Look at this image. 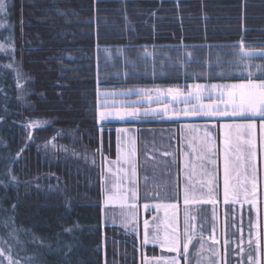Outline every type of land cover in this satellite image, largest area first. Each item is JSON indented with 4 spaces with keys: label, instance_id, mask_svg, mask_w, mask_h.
I'll use <instances>...</instances> for the list:
<instances>
[{
    "label": "trees",
    "instance_id": "16d2710c",
    "mask_svg": "<svg viewBox=\"0 0 264 264\" xmlns=\"http://www.w3.org/2000/svg\"><path fill=\"white\" fill-rule=\"evenodd\" d=\"M0 2V235L25 260L12 264H142L157 250L102 221L119 123L99 121L101 94L247 83L264 58L240 49L264 50V0Z\"/></svg>",
    "mask_w": 264,
    "mask_h": 264
},
{
    "label": "crops",
    "instance_id": "0c3cea01",
    "mask_svg": "<svg viewBox=\"0 0 264 264\" xmlns=\"http://www.w3.org/2000/svg\"><path fill=\"white\" fill-rule=\"evenodd\" d=\"M263 122L252 121L258 126ZM182 125L188 131L193 124ZM171 138L175 142L170 152L176 167L174 181L147 187L144 193L142 185L136 182L135 195L130 194L129 199L122 197L120 203L114 205L123 206L125 216H131L133 221L107 226H119L136 233L141 228L145 248H158L171 257L178 254L168 250L165 236L169 240L177 236L181 244L190 236L187 258L181 247L179 264H196L197 260L200 264H264V152L260 138L255 140L254 149L248 154L254 167L247 174L252 176L250 181L231 180L227 200L222 184L225 165L221 135L199 136V144H194L193 137L187 134ZM239 156L229 153L230 160ZM231 174L240 175L239 169ZM185 189L189 193L188 203L184 200ZM103 191L104 201L105 188ZM143 203L147 207L141 206ZM148 257L145 254L144 264L156 262V257Z\"/></svg>",
    "mask_w": 264,
    "mask_h": 264
},
{
    "label": "rangeland",
    "instance_id": "374dc122",
    "mask_svg": "<svg viewBox=\"0 0 264 264\" xmlns=\"http://www.w3.org/2000/svg\"><path fill=\"white\" fill-rule=\"evenodd\" d=\"M261 51L252 52L257 55ZM229 92L238 93V90L227 89L216 84L208 86L202 84L184 88L156 86L131 90L114 89L101 94L103 99L100 100L102 107L99 108V121L119 123L116 127L117 156L115 159L106 160L103 168L102 183L105 188V197L102 206V221L104 226L116 224V222L129 224L130 221H133L131 216H125L123 206L114 205L117 202L120 203L123 198L129 199L130 194L133 195L136 182L142 185L141 190L144 193L147 187L168 185L174 181L176 167L172 164L174 160L170 152L174 150L175 142L171 140V137L178 134L191 135L194 144H199V136L212 133L216 136L221 135L222 142L224 141L222 143L224 165L226 156L228 160V184L231 180L238 179L245 182L250 181L252 176L247 174L250 170H254V167L250 164L248 154L253 151L256 139L260 138L262 153L264 152V122L258 126L252 121H264V119L247 120L251 117L260 118V116L250 113L243 116L222 115L221 112L232 111L233 105L228 99ZM216 109H219L220 112H216ZM152 110L157 111L153 113ZM131 111H138L140 115L126 116L124 119H119L116 116L101 118L102 113ZM146 111L147 115L144 114ZM205 111H213L214 114L205 115L203 114ZM129 122H133V124L126 125ZM147 122H152V124ZM184 123L193 125L186 131L182 125ZM225 125L230 127L226 128ZM248 125H253V127H248ZM26 126L29 140H31L38 129L37 122H29ZM230 152L240 155L239 159L231 158L230 160ZM230 163L238 165L232 166ZM237 168L240 175L231 174L233 171H237ZM208 178H211V175ZM224 179L225 171L222 173V184H224ZM109 196L113 198L109 200ZM113 201L115 203L111 205ZM141 206H145L144 203ZM133 233L141 237L144 246L142 229L140 228L138 233ZM12 239L14 240L12 232L8 237L0 235V255L6 259L8 264H12L21 255L18 246L13 244ZM154 249L157 250V255L149 256L143 251L142 264L145 262V254L151 258L156 257V262L152 263L151 261L150 264H167L173 258L158 248Z\"/></svg>",
    "mask_w": 264,
    "mask_h": 264
},
{
    "label": "snow or ice",
    "instance_id": "6c2138e0",
    "mask_svg": "<svg viewBox=\"0 0 264 264\" xmlns=\"http://www.w3.org/2000/svg\"><path fill=\"white\" fill-rule=\"evenodd\" d=\"M4 7V4L0 2V9ZM241 55L239 57V62H243L244 58L246 57H252L253 55H256V53L252 51H246L243 48L240 49ZM259 55L261 58H264V50H262ZM245 71L247 72V79L248 82L246 84H234L231 85L232 89L238 90V93L229 92L228 93V99L229 102L232 103V111L231 112H221L222 115H240L243 116L247 113H250L252 115H258L262 118H264V66L259 65H250L245 64L244 65ZM255 68L257 72L260 73V76L262 77L260 79V82H255L251 77L255 75V72L252 71V69ZM215 87V86H213ZM210 107V106H209ZM157 110H152L153 113H155ZM167 111V109H165ZM216 112H220L219 109H216ZM145 115L148 114L146 111L144 113ZM203 114L205 115H213V111H205ZM140 113L138 111H131V112H114V113H102L101 118L106 119L108 116H116L119 119H124L126 116H139ZM225 127H230L229 125H225ZM239 127V126H238ZM248 127H253V125H248ZM227 144V140H226ZM225 179H224V197L225 200H227L228 194H229V188H228V160L227 156L225 157ZM133 195H135V192H133ZM113 197L109 196L108 199L111 200ZM184 200L185 203H188L189 201V193L188 190L185 189L184 191ZM147 207V205H145ZM171 207H175V205H171ZM187 231V230H186ZM147 240V236L145 237ZM191 237L186 236L185 241L183 244H181V240L179 237L174 236L171 240L168 239L167 235L164 238V242L168 245V250L171 252H175L178 254L177 257L171 258L170 261L167 262V264H179V255L181 253V247H183V254L185 255V258H187V251H188V245L191 242ZM202 246V245H201ZM198 254V253H197ZM196 264H200L199 260H197Z\"/></svg>",
    "mask_w": 264,
    "mask_h": 264
}]
</instances>
